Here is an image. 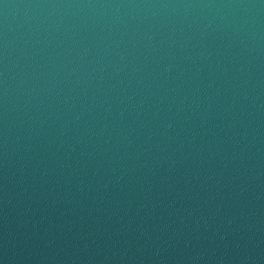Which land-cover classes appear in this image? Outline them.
<instances>
[{"label":"water","instance_id":"1","mask_svg":"<svg viewBox=\"0 0 264 264\" xmlns=\"http://www.w3.org/2000/svg\"><path fill=\"white\" fill-rule=\"evenodd\" d=\"M0 264H264V0H0Z\"/></svg>","mask_w":264,"mask_h":264}]
</instances>
